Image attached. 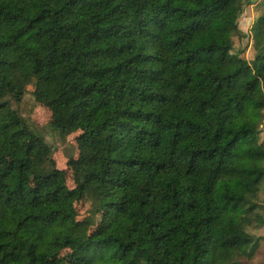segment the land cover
I'll return each mask as SVG.
<instances>
[{
  "label": "clouds",
  "instance_id": "9594fccd",
  "mask_svg": "<svg viewBox=\"0 0 264 264\" xmlns=\"http://www.w3.org/2000/svg\"><path fill=\"white\" fill-rule=\"evenodd\" d=\"M218 2L0 0V86L39 97L75 147L52 166L70 167L64 179L34 191L51 133L28 151L37 133L0 116V264L73 251L82 264H230L247 251L220 241L264 222L262 13Z\"/></svg>",
  "mask_w": 264,
  "mask_h": 264
},
{
  "label": "trees",
  "instance_id": "16d2710c",
  "mask_svg": "<svg viewBox=\"0 0 264 264\" xmlns=\"http://www.w3.org/2000/svg\"><path fill=\"white\" fill-rule=\"evenodd\" d=\"M229 3H234L236 5L237 15L239 16L240 13H243L244 8L246 5H251L252 0H219L217 7L218 8H224ZM261 4H264V0H262ZM215 11V9H213ZM204 12L205 15H207V10H201ZM11 18V17H10ZM252 30L254 32L255 36H259L261 32H264V12L259 15L255 19V23L252 26ZM209 51H211V48H209ZM190 56L188 59H191ZM256 59H261V53H256ZM2 63V62H0ZM262 68H264V64L261 65ZM19 83V82H18ZM255 84V81H252L249 83L248 87L251 88ZM132 91H135L133 89ZM27 93L24 90V87L22 84L12 85L11 82L7 86H0V116H2L7 110H11L8 114L13 117L11 123L12 124H18L22 121L25 122L26 125L30 126L31 129L37 133L36 137L32 138V142L28 145V151H32V149L40 143V137H42L45 134L41 133V129L44 127L49 128L51 131H57L58 134L63 137L64 129L67 127L68 122L63 120L62 118H57L55 121H52L50 123V110L46 108L43 103L39 101V97L34 98V102L36 106H39L44 109V111L48 112V119L44 123H35L33 122L29 116L25 117L20 112L19 106L23 100V97ZM160 99H163L161 97ZM150 115V114H149ZM130 130V129H129ZM235 140V138H234ZM158 143V140L156 141ZM71 151L69 153H65L62 151V153H65L64 155L71 154L75 151L74 145H71ZM59 150V146H57L53 141L52 143L44 149L46 156H51L53 160H47L45 158V163L43 165L44 171L41 175H38L34 177V180L36 181V189H33L34 191L37 190L42 184L45 183H51L55 178L64 179V177L70 172L69 168H64L63 170H57L53 168V164L57 165V160L55 157L56 152ZM198 155V153H193V160H195V157ZM11 163V162H9ZM130 164H134L135 161H129ZM69 166L73 164V161H68ZM21 167H24L23 164L20 165ZM157 167H160L159 165ZM48 168H52L51 171H48ZM7 175V170L0 171V182L3 181L4 176ZM2 186V184H0ZM22 192V189L20 190ZM17 193L10 192L6 197H4V204H8L12 201L14 195H18ZM181 204L180 201H176L175 206H179ZM195 206V201H190L187 203L188 208H193ZM118 207L122 208L123 204L118 205ZM212 218L209 217L207 220H211ZM261 224H264V222H261ZM157 239H160L158 237ZM261 240V237L256 236L253 234L252 236H244L241 237L237 234L232 235H225L223 239L220 241V247L224 248L226 251L229 249H235L239 247L241 244L247 246V251L243 254H237L235 259L230 260V264H241L244 260H250L256 253V250L259 246V241ZM84 246H81L83 248ZM99 247V245H97ZM207 251V248L204 249ZM61 260L65 262V264H82V261L84 260L83 255H77L76 251H73L69 254H67L65 257H58L56 255H53L49 261L46 262V264H61Z\"/></svg>",
  "mask_w": 264,
  "mask_h": 264
},
{
  "label": "rangeland",
  "instance_id": "374dc122",
  "mask_svg": "<svg viewBox=\"0 0 264 264\" xmlns=\"http://www.w3.org/2000/svg\"><path fill=\"white\" fill-rule=\"evenodd\" d=\"M261 2L262 0H252L251 5L245 6L243 13L246 14L263 13L264 4H261ZM258 16L259 15H257L256 18ZM241 19H243V17H241ZM19 109L20 112L23 114V116L25 117L29 116L30 119L35 123L38 124L44 123L48 119V112L44 111L43 108L36 106L34 102V98L28 93H25L23 100L19 106ZM41 133L42 134L51 133L52 141L57 146H59V150L55 154L57 165H61L63 163L64 154L69 153L71 151L70 145L65 144L63 138L55 130L51 131L49 128L44 127L41 129ZM62 151L65 153H62ZM254 234L256 236L261 237L256 253L250 260H244L241 264H264V224H261L254 232Z\"/></svg>",
  "mask_w": 264,
  "mask_h": 264
}]
</instances>
